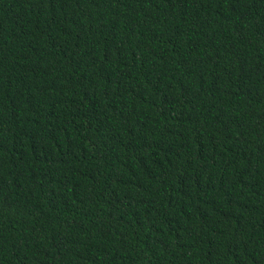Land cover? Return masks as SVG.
<instances>
[{"label": "trees", "instance_id": "16d2710c", "mask_svg": "<svg viewBox=\"0 0 264 264\" xmlns=\"http://www.w3.org/2000/svg\"><path fill=\"white\" fill-rule=\"evenodd\" d=\"M0 264H264V0H0Z\"/></svg>", "mask_w": 264, "mask_h": 264}]
</instances>
